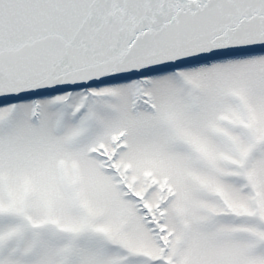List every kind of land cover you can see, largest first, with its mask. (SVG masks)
<instances>
[{"label":"snow or ice","instance_id":"snow-or-ice-1","mask_svg":"<svg viewBox=\"0 0 264 264\" xmlns=\"http://www.w3.org/2000/svg\"><path fill=\"white\" fill-rule=\"evenodd\" d=\"M0 264H264V0H0Z\"/></svg>","mask_w":264,"mask_h":264}]
</instances>
